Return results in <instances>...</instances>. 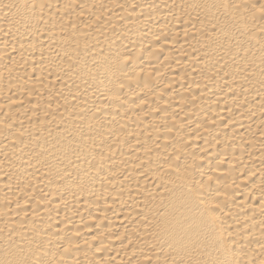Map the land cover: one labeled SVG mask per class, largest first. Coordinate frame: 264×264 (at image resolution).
I'll use <instances>...</instances> for the list:
<instances>
[{
  "label": "bare ground",
  "instance_id": "1",
  "mask_svg": "<svg viewBox=\"0 0 264 264\" xmlns=\"http://www.w3.org/2000/svg\"><path fill=\"white\" fill-rule=\"evenodd\" d=\"M0 264H264V0H0Z\"/></svg>",
  "mask_w": 264,
  "mask_h": 264
}]
</instances>
